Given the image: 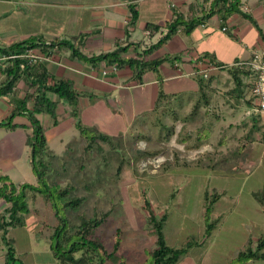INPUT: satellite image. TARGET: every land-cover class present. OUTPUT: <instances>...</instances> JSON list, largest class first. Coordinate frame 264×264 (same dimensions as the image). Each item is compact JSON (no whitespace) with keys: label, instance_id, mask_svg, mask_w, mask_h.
Here are the masks:
<instances>
[{"label":"rangeland","instance_id":"obj_1","mask_svg":"<svg viewBox=\"0 0 264 264\" xmlns=\"http://www.w3.org/2000/svg\"><path fill=\"white\" fill-rule=\"evenodd\" d=\"M244 10L250 11V8L243 6ZM256 16L263 30L264 15ZM208 79H203L202 89L197 79L198 88H192L190 82L182 84L176 98L164 96L147 119L139 115L126 133L111 136L107 141L96 137L92 140L90 135L84 137L77 132V137L65 146L51 144L54 156L47 158L50 169L45 183L54 193L66 188L65 201L71 197L81 201L67 209L58 200L46 202L40 194L29 195L30 212L23 215V225L12 227L7 235L12 242L16 241V248H26L31 240L34 248L47 252L57 218L62 217L73 226L71 234L79 232L82 217L105 215L88 237L97 238L108 253H112L115 240L119 239L116 252L106 264H146L148 252L155 247V235L149 223V211H152L157 218L166 214L162 232L169 246L179 248L190 244L186 254L175 264H240L233 260L237 253L248 247L250 238V246L255 247L258 236L264 235L261 229L264 214L256 210V205L243 206L248 196L247 185L239 204L233 206L221 200L213 204L211 220L217 214L222 218L217 217L210 236L203 237L205 194L210 198L218 193L223 184L218 176L221 169L228 174L236 173L232 165L221 167L213 163L210 154L221 144L234 145L246 135L245 132L240 136L245 129L244 110L229 96L234 83L228 71ZM48 119L50 116L44 114L40 123L46 124ZM196 132L204 133L202 144L206 146L199 147L195 153L189 152L192 149L183 147L181 143L185 142H181V138L187 136L186 143L190 144ZM257 138L264 143V131H260ZM30 162L31 157L26 162H18L20 175L12 176L15 185H37ZM263 172L257 170L254 182H260ZM234 175L238 174H233L235 178ZM237 183L236 179L232 181L233 186ZM1 251L5 255V244ZM75 255H81V251ZM46 256L41 254L40 260L45 261ZM34 257V264H42L38 256ZM18 262H23L22 257H18ZM248 262L264 264V261L241 264ZM46 264L70 263L55 258Z\"/></svg>","mask_w":264,"mask_h":264},{"label":"crops","instance_id":"obj_2","mask_svg":"<svg viewBox=\"0 0 264 264\" xmlns=\"http://www.w3.org/2000/svg\"><path fill=\"white\" fill-rule=\"evenodd\" d=\"M211 1L0 0V48H7L28 39H38L45 44L55 40H67L88 57L125 47L120 56L127 58L155 43L166 32L165 23L173 19L174 12L181 14L185 21L203 17L202 23L195 26L190 34L177 32L167 43L154 50L148 59L163 55H169L171 58L164 61L157 72L147 71L141 79L132 78L128 66L116 68L103 60L83 61L73 56L71 50L65 46H55L51 50H43V46L33 48L42 59L35 64H28L31 77L45 73L48 84L60 79L71 80L77 93L76 108L81 124L108 137L117 136L126 133L139 115H144L147 119L148 114L155 112L160 91L166 97L176 98L181 92L182 84L188 85L190 82L192 88H198L196 79L198 81L200 75L195 71L204 69L210 63L208 58L202 57L203 54L208 53L215 61L230 65L235 61L250 58L254 50L263 47L258 30L252 29V23L241 15L232 14L224 21L216 14L204 17L209 12ZM241 1L240 8L243 10V6H248L250 11H244L250 13L262 28L256 14L264 15L263 2ZM131 7L138 13L133 26H129ZM148 23L158 25L159 29H146ZM262 31L264 33V29ZM183 35L185 37H182ZM170 44H173L172 47ZM161 50L163 53L160 54ZM225 70L215 68L209 75L212 77ZM5 79V74L0 71V86ZM33 90L29 89L23 75L10 93L0 95V121L10 115L15 100L23 99L26 93ZM47 95L51 100L57 101V122L54 124L50 116L46 124H41L40 120L45 113L34 114V117L43 126L46 145L51 150V144L59 143L65 146L72 138L77 137L79 131L71 115V106L51 92ZM238 105L244 110L242 124L245 129L240 136L245 132L247 135L253 125L252 119H255L245 115L251 102L243 97V101ZM26 106L29 112L32 111V100H28ZM12 122L21 127H0V175H7L13 182L12 176L20 175L18 162H26L31 157L27 138L32 132V123L27 113L15 115ZM251 133V136H243L241 141L237 140L234 145L221 144L213 150L215 153L210 154L214 159L213 163H218L221 167L232 165L236 172L233 174H238L234 175V178L233 174H228L225 169L219 171L218 176L223 179V184L218 190V198L214 204L220 200L233 206L239 204L244 188L248 185V196L245 201L242 199L243 206L256 205V210L264 214V206L254 196L257 193L264 197V177L259 183L254 182L257 170L264 171V143H260L257 138L259 131ZM181 144L185 147L188 143ZM202 146L206 145L202 144L200 147ZM196 150L198 149L188 151L195 153ZM234 179L238 181L235 186L232 184ZM7 206L9 204L0 198V213ZM219 216L222 218L221 214H217V217ZM261 229L264 231V227ZM0 242L1 249L2 244L4 245L1 231ZM251 244L250 238L247 245ZM12 245L17 257H22L23 264H34V256H38V261L42 264L55 259L51 242L48 243L47 252L34 248L31 240L26 244V248L17 249L16 241H13ZM41 254H47L45 261L40 260L44 257H41ZM0 264H6L3 251L0 252Z\"/></svg>","mask_w":264,"mask_h":264},{"label":"trees","instance_id":"obj_3","mask_svg":"<svg viewBox=\"0 0 264 264\" xmlns=\"http://www.w3.org/2000/svg\"><path fill=\"white\" fill-rule=\"evenodd\" d=\"M261 1L263 2L264 8V0ZM241 2V0H212L210 3L209 12L204 17L216 14L219 16L221 21H224L232 14H239L255 26V28L258 30L259 38L262 41L264 47V33L262 29L250 13L245 12L240 8L242 4ZM173 15V19L165 23L166 32L155 43L141 52H136L132 57L125 58L120 56V53L125 49V47H118L113 51L88 57L87 55L80 52L78 48L74 47L70 41L55 40L45 44L38 39H28L26 41L14 43L7 48H0V54H23L28 48L40 46H43V50L46 48L51 50L55 46H65L71 50V54L73 56H76L83 61L97 62L103 60L106 63L114 65L116 68L128 66L132 72V78L141 79L145 72H157L159 66L164 61L170 60L171 58L169 55H163L153 59H148V56L154 50L167 43V41L171 39V37L177 32L190 34L193 28L198 24H201L203 21V17L199 19L191 18L185 21L181 14L174 12ZM137 18V11L131 7L129 26H133ZM146 29L157 31L159 26L148 23L146 25ZM202 57L208 58V61L212 66L217 67L220 70L226 69L228 71L234 83L232 89L228 91L229 96L235 101V103L243 101L246 89L243 76L248 75L249 71L247 69L238 68L233 65H225L221 62L215 61L212 55L208 53L203 54ZM0 66V71H2L6 76L3 85L0 86V95L10 93L16 82L23 75L25 76L26 84L29 89H34L33 92L26 93L23 99L15 100L14 108L11 110L10 115L5 120L0 121V127L15 129L21 127V125L13 123V117L15 115L27 113L32 123V132L28 136L27 142L30 146V163L38 179L37 185L21 183L17 186L7 175H0V198L9 204V206H7L0 213L1 239L6 246L5 263L23 264L22 262L16 263L18 257L16 256L15 249L12 245V240L7 237V233L9 228L23 225V215L30 212L27 201L29 195L35 196L36 194H40L46 202H50V200L52 201L54 199L56 201L58 200L62 207L67 209L73 208L81 201L80 198L72 197L65 201V196L67 193L66 188L58 190L54 193L53 190L50 191L49 186L44 181L46 173L50 169V161L47 158L52 159L54 153L52 150L47 148L44 128L34 117V114H48L52 117L54 124L57 122V101L51 100L47 94L51 92L55 94L58 99L65 100L71 106V115L75 120V127L82 136L88 137L90 135V139L92 140L96 137L106 141L109 139V137L81 124L76 108L77 93L71 80L60 79L53 84H48L45 73H40L31 77V73L28 72L30 67L28 66L27 60L20 57L9 59L1 63ZM27 78H29V80ZM198 82L199 89H202L204 87V80L201 76L198 78ZM164 95L165 94L162 91L159 92L157 104H159L158 102L162 100ZM28 100H32L33 102L32 111L30 112L26 106ZM252 120L253 125L250 132L247 133L246 138L252 135V131H264L263 126L258 118ZM196 133L197 134L194 137V141L190 144H187V148L198 149L202 145V142L205 140L203 138L204 133ZM187 139V136L182 137L181 142H187ZM254 196L264 206V197L259 196L257 193H255ZM205 198L206 206L204 210V218L206 221V228L203 237L206 239L210 236L211 230L218 222L217 219L211 220L213 204L218 198V193L212 194L210 198L208 197V193H206ZM104 218L105 215H102L101 217L94 216L93 218L82 217L81 223L78 226L79 232H73L71 234H69V231L73 229V226L69 225L67 221L65 222L64 218H57L58 223L54 227L53 233L51 235V250L54 257L60 261L70 264H106L108 258H110L114 252H116V249L119 246V239L116 238L112 253H108L103 250L104 248L102 243L97 238L90 239L88 237L89 233L94 228L99 226L103 222ZM165 220L166 214H163L157 218L152 213V211H149V223L151 224L153 233L155 235V247L148 252L146 264H175L183 255L186 254L187 250L190 248L189 243L179 248H174L167 244L162 232ZM80 251L81 255H75ZM233 260L240 264L246 261H264V235L257 239L255 247H251L249 245L244 250L239 251Z\"/></svg>","mask_w":264,"mask_h":264},{"label":"built area","instance_id":"obj_4","mask_svg":"<svg viewBox=\"0 0 264 264\" xmlns=\"http://www.w3.org/2000/svg\"><path fill=\"white\" fill-rule=\"evenodd\" d=\"M222 29L224 30V28ZM17 57L25 58L28 64H35L42 59L33 48H28L23 54H0V65L9 59ZM230 65L249 71L248 75L243 76L244 84L246 85L244 99L251 102V106L246 110L245 115L258 118L264 130V47L254 50L249 59L235 61ZM215 68L217 67L209 63L207 67L199 69L195 73L207 80L210 76V71Z\"/></svg>","mask_w":264,"mask_h":264}]
</instances>
